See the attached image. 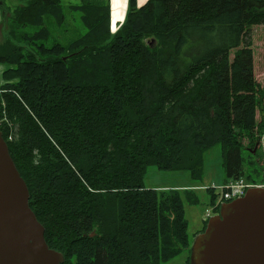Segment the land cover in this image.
Masks as SVG:
<instances>
[{"label": "trees", "instance_id": "trees-1", "mask_svg": "<svg viewBox=\"0 0 264 264\" xmlns=\"http://www.w3.org/2000/svg\"><path fill=\"white\" fill-rule=\"evenodd\" d=\"M71 9L85 33L66 46L46 44L45 17L65 20L59 0L7 10L0 131L63 264L167 262L189 249L188 224L177 189L144 186L147 167L197 181L204 153L220 146L225 182L258 183L245 169L258 158L244 161L240 141L258 124L253 53H229L264 24V0H127L114 32L109 3Z\"/></svg>", "mask_w": 264, "mask_h": 264}, {"label": "water", "instance_id": "water-1", "mask_svg": "<svg viewBox=\"0 0 264 264\" xmlns=\"http://www.w3.org/2000/svg\"><path fill=\"white\" fill-rule=\"evenodd\" d=\"M153 48L156 40L151 38ZM29 192L0 131V264H62L29 207ZM188 264H264V187L220 205L194 236Z\"/></svg>", "mask_w": 264, "mask_h": 264}, {"label": "rangeland", "instance_id": "rangeland-1", "mask_svg": "<svg viewBox=\"0 0 264 264\" xmlns=\"http://www.w3.org/2000/svg\"><path fill=\"white\" fill-rule=\"evenodd\" d=\"M27 1L0 0V6H5L4 8L11 12ZM84 1H104L109 3L111 28L113 31L118 29L124 19V15L121 21H117V27H112L113 0H59L65 20L62 25H58L52 17H45V26L50 33L49 39L46 41L47 45L60 43L66 46L72 40L85 33V28L80 21L81 13L71 9L72 5L82 4ZM31 31L34 32V30ZM27 32L29 33V30ZM246 44L250 45L253 53V73L259 91L257 96L256 123L259 124L261 120H264V24H254L248 27L241 44L230 51V60L234 52ZM5 65L8 67L7 64ZM258 124L250 134H243L240 137V141L243 145L241 156L244 161H247L251 155H255V159L258 158V161L252 164L245 162V169H249L250 171L255 169L256 172H252V177L256 182L261 183L264 180V128L259 129ZM225 177L221 149L220 146H215L204 153V168L199 180H193L187 171H162L155 166H149L146 169L143 183L146 188L157 190L176 188L180 192L184 206V214L188 224L187 233L191 245L194 236L203 228L204 222L202 220L206 218V212L211 211L212 207L209 201V192L205 189L193 188V185L195 183L200 185L213 184L215 185L213 191L219 194L221 193V182L222 180L224 181ZM185 188L192 189L193 194L198 197V202L194 203L186 198ZM188 257L189 249H185L177 256L161 264H187Z\"/></svg>", "mask_w": 264, "mask_h": 264}, {"label": "built area", "instance_id": "built-area-1", "mask_svg": "<svg viewBox=\"0 0 264 264\" xmlns=\"http://www.w3.org/2000/svg\"><path fill=\"white\" fill-rule=\"evenodd\" d=\"M0 92H1V90H0ZM0 122H1V120H0ZM253 185L264 186V182H261L260 184H257V183L251 184V183L245 182L243 178L227 180L220 187L221 193L218 194V198L216 199L215 203L212 205L211 211L206 212V218L211 216L214 212H216L220 203L232 200V199L240 197V196H243L246 189L249 186H253ZM198 188L205 189V190L206 189H214L215 185L209 184L206 186H200Z\"/></svg>", "mask_w": 264, "mask_h": 264}, {"label": "bare ground", "instance_id": "bare-ground-1", "mask_svg": "<svg viewBox=\"0 0 264 264\" xmlns=\"http://www.w3.org/2000/svg\"><path fill=\"white\" fill-rule=\"evenodd\" d=\"M113 10H112V27H117V21H121L125 12L126 4L125 0H113ZM3 121L10 127V133L8 135V140H12L15 137V132L12 130V122H10L6 117ZM28 188V187H27ZM29 192V190H28ZM30 196V195H29ZM29 203V202H28ZM30 207V205H29ZM32 210V209H31Z\"/></svg>", "mask_w": 264, "mask_h": 264}, {"label": "crops", "instance_id": "crops-1", "mask_svg": "<svg viewBox=\"0 0 264 264\" xmlns=\"http://www.w3.org/2000/svg\"><path fill=\"white\" fill-rule=\"evenodd\" d=\"M147 0H136V3L138 6H141L143 5ZM125 4H127V0H125ZM113 5V3H112ZM126 6V5H125ZM5 7V6H3ZM126 10V8H125ZM6 11V12H5ZM125 14V13H124ZM8 16V11L3 8L1 9L0 7V44H2L5 40H6V36L4 34V23H5V18ZM7 68V66L5 64H1L0 63V86H2L5 81L4 79L2 78V73L3 71ZM226 178V177H225ZM225 181V179H224ZM224 181L222 180V184L224 183ZM220 184V183H219ZM196 196V195H195ZM197 197V196H196ZM198 199V197H197ZM203 222L205 221V218L202 220Z\"/></svg>", "mask_w": 264, "mask_h": 264}]
</instances>
